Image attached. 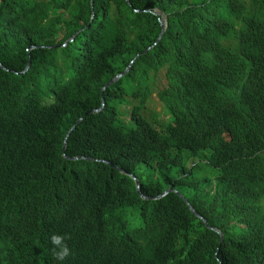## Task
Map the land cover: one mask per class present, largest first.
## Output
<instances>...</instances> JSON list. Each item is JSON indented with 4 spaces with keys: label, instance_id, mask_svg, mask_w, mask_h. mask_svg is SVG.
Listing matches in <instances>:
<instances>
[{
    "label": "trees",
    "instance_id": "obj_1",
    "mask_svg": "<svg viewBox=\"0 0 264 264\" xmlns=\"http://www.w3.org/2000/svg\"><path fill=\"white\" fill-rule=\"evenodd\" d=\"M0 62V226L34 264L53 233L64 264H264V0H0Z\"/></svg>",
    "mask_w": 264,
    "mask_h": 264
},
{
    "label": "clouds",
    "instance_id": "obj_2",
    "mask_svg": "<svg viewBox=\"0 0 264 264\" xmlns=\"http://www.w3.org/2000/svg\"><path fill=\"white\" fill-rule=\"evenodd\" d=\"M136 12H138V10H136ZM1 65L3 64L0 62V67L3 70L10 71L7 67L3 65L5 67L3 68ZM1 223L2 225L0 226V264H34L33 259L31 258V249L27 251L28 245L20 243L15 238L11 237L10 234L12 227L11 225H8L6 220L1 221ZM69 239H71L70 236L57 233H53L49 237V243L51 245V255L54 260L59 262V264H64V262L70 256L73 255L72 249L67 243Z\"/></svg>",
    "mask_w": 264,
    "mask_h": 264
},
{
    "label": "water",
    "instance_id": "obj_3",
    "mask_svg": "<svg viewBox=\"0 0 264 264\" xmlns=\"http://www.w3.org/2000/svg\"><path fill=\"white\" fill-rule=\"evenodd\" d=\"M92 4H93V0H92ZM155 15H159V17H161V19H160V26H161V28H162V31H161V34H160V36H159V39H158V41H160L161 40V38H162V36H163V34L165 33V31H166V27H167V18H166V15L163 13V12H161V11H155V12H153ZM75 40V38H72L71 40H70V42L71 41H74ZM35 47L34 46H30L28 49H34ZM152 47H149L147 50H145V51H148V50H150ZM138 57V54L136 55V58ZM135 58V59H136ZM134 63V60L131 62V64L126 68V70L123 72V73H121V74H119V75H116L114 78H112L109 82H107L106 83V85L103 87V89H102V93L108 88V87H110L111 85H113L114 83H116L118 80H120L123 76H125L130 70H131V67H132V64ZM29 63H28V65L26 66V68L24 69V71L23 72H25V71H27L28 70V68H29ZM3 68H5L3 65H1ZM22 72V73H23ZM103 100H104V98H103ZM105 108V100L103 101V106H102V108L101 109H99V110H92V111H90V112H88L82 119H80L78 122H77V125H80L82 122H83V120L85 119V118H87L88 116H90V115H93V114H99L103 109ZM75 129H76V126H74V127H72V130L70 131V133L68 134V137H67V139H66V143H67V141L69 140V138H70V136L72 135V133L75 131ZM66 150H67V146L65 147V152H66ZM73 159H81V158H73ZM83 159V158H82ZM90 160V159H89ZM106 163H108L110 166H113L114 168H116V169H119V167H117L116 165H114V164H112V163H110V162H106ZM122 173H126L124 170H122V169H119ZM130 175V177L132 178V180L134 181V183H135V186H136V191H137V193L140 195V198L142 199V200H144V201H156V200H159V199H162V198H164V197H166V196H168L169 194H171V193H173V192H175V193H177L181 198H183V196L182 195H180L179 194V192L178 191H174L173 190V187L171 186L170 187V189L169 190H167L166 192H164L160 197H157V198H149V197H145V196H142L141 194H140V186H139V181H138V179L134 176V175H132V174H129ZM184 199V198H183ZM185 200V202L187 203V205L189 206V209H190V211L192 212V213H194L195 214V216L196 217H198L199 219H201L206 225H207V222H206V220L204 219V218H202L198 213H196L195 212V210L192 208V206H190L189 205V202L186 200V199H184ZM210 230H213L214 232H216L217 234H219V236H221L222 238H223V233L222 232H220L219 230H217V229H215V228H212V227H208Z\"/></svg>",
    "mask_w": 264,
    "mask_h": 264
},
{
    "label": "rangeland",
    "instance_id": "obj_4",
    "mask_svg": "<svg viewBox=\"0 0 264 264\" xmlns=\"http://www.w3.org/2000/svg\"><path fill=\"white\" fill-rule=\"evenodd\" d=\"M160 76L162 77V79H164V71H161ZM163 83L165 84V83H167V81L165 80V81H163ZM130 85H131V86H134V82L132 81V82L130 83ZM153 97H155V96L153 95Z\"/></svg>",
    "mask_w": 264,
    "mask_h": 264
}]
</instances>
